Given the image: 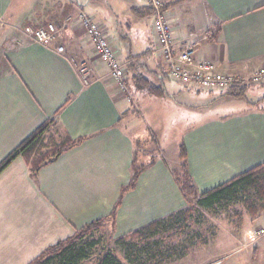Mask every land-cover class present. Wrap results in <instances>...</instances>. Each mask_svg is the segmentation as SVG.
I'll return each mask as SVG.
<instances>
[{"label":"crops","instance_id":"obj_1","mask_svg":"<svg viewBox=\"0 0 264 264\" xmlns=\"http://www.w3.org/2000/svg\"><path fill=\"white\" fill-rule=\"evenodd\" d=\"M162 1L176 40L187 32L208 34L194 51L195 62L208 61L233 75H248L264 66V0ZM80 12L102 26L116 60L126 64L135 108L168 93L171 81L154 56L152 17L144 0H0V28L10 30L0 39V63L5 66L0 75V159L49 119L53 124L48 136L56 141L65 135L83 139L34 175L22 157L0 174V264H28L55 245L57 237L59 241L70 237L86 225L89 190H118L129 177L130 157L138 146L134 149V138L121 122L129 124L131 118L123 117L131 112V103L106 77V66L77 21ZM48 22L63 26L62 35L46 46L33 43L30 32ZM58 46L64 47L63 56L56 53ZM78 65L87 67L86 84ZM140 77L145 80L135 85L132 79ZM254 88L226 93V106L199 122L195 137L192 133L182 137L191 143L185 164L199 192L264 163V90ZM183 92L198 95L195 90ZM110 149H119L113 154L119 161L111 162L114 168L108 171L99 157ZM164 163L167 176L169 166L165 159ZM149 171L130 193L137 196L130 197L133 202L122 203L114 220L105 222L115 237L168 216L170 207L176 211L184 205L169 177L158 182L161 194L152 192L149 185L159 172L163 174V167L152 165ZM100 177H106L104 185ZM56 191L81 192L60 198ZM42 202L47 213L38 218ZM113 206L105 205L92 221L105 218L104 212ZM244 216L237 235L225 231L223 240H214L216 251H224L210 264H264V236L248 243L251 233L264 229V212L255 218ZM40 218L47 222L39 224ZM68 227L69 234H62Z\"/></svg>","mask_w":264,"mask_h":264},{"label":"rangeland","instance_id":"obj_2","mask_svg":"<svg viewBox=\"0 0 264 264\" xmlns=\"http://www.w3.org/2000/svg\"><path fill=\"white\" fill-rule=\"evenodd\" d=\"M2 21L3 20L0 17V22ZM2 29L3 28H0V39L10 33V30H7L5 27L3 30ZM62 33L63 30L59 32L57 40L62 35ZM188 33L189 32H187L186 35L178 41H182L183 39H185ZM155 57L160 61L161 64L163 63L161 58L157 56ZM4 68L5 66L0 63L1 76L5 73ZM162 68L163 70L165 69L163 64ZM125 75L127 76V66L125 67ZM246 87H255V90H259L262 93L264 90V86L246 85ZM128 90L131 96V112L126 114V116L123 117V120L125 121L126 119H131L128 125H126V122H124V124L123 122H121V124L122 127L126 128L130 132V135L134 138V149L135 146H138L136 151H132V155L130 157L131 162L128 172L129 177L124 181L123 186H121L118 190H89V203L91 207H89L90 212L88 213L86 219L87 221H85V223L89 224L93 222L92 218H96L97 216H99L101 212L100 209L105 205L109 203H112V205H114L118 202L119 198L121 199L120 205L122 203L128 205L137 197L133 193L131 195L130 193L132 192V190L127 187L132 178L133 160V167L137 169V173L139 174L138 178L142 175L149 177L150 166L158 164L159 166L163 167V174L161 175V172H159L155 177V180H152L153 183H151V185L149 186L151 189L153 188L152 192L155 189L156 193L161 194L160 184L158 182L160 181L161 177L166 178L167 181V177H169V181L174 182V184L176 185L178 189L177 191L184 201V205H182V207L176 211L174 209L172 211L171 209L175 207H170V214L168 216L174 215L175 213L180 211L185 212L184 216H182L184 221H179L178 223L174 222L173 226H171L170 223L167 222V229L161 230L162 232H160L156 237L150 238L146 243L139 244L140 246L138 247L142 248L149 247L150 243L155 242L157 248L153 247V249H156L155 252L159 251L162 254V257L159 260L154 258L155 255L153 253L151 254V256L154 257H149V253H140L141 260L135 261V263L132 264H210L213 259H219L223 257L224 250L218 249V251H216L214 240H223L225 231H229L237 235L238 228L244 222V215L249 216L247 213V209L243 203V200L246 197L243 196V194H241L239 191L237 192V195H235V198L229 201L227 205H220L207 211L197 207L196 203L192 200H185L179 186L181 180V171L179 169L181 165L185 164V160L183 161L181 159V156L183 155V152L181 151V145H183L185 153L186 147L189 148V150H192L191 143L182 141V137L190 133H192L191 138L195 137L196 134H194L193 132L194 127L197 126L199 122L202 123V121H206L209 118L208 116L210 115V113H215L218 109H220L218 108L219 106H226L224 104L228 101V99H225V95H227L226 93H228L229 91L219 93L218 95L198 92V95L194 97L193 93H191V95H187L190 94V92H183V89L178 84L168 81V93L164 92L163 94H158L157 97L152 96L151 102L146 106L140 104L137 108H135V101L133 102L134 97L130 85H128ZM205 127L209 128L212 127V125H207ZM116 150L119 149L105 150L104 155L99 157L100 165L105 166L108 171L114 168V165L112 163H115L116 160L119 161L118 158L113 155ZM10 153H8L4 158H1L0 163ZM164 159L169 166L167 176L164 174ZM177 164L179 166H177ZM185 168L187 174L191 179L193 187L195 188L196 194L201 195L207 192L198 191L192 176L188 172V167L186 166V164ZM233 178H231L230 180H232ZM104 179H106V177H100V185L105 184ZM230 180L219 183L212 189L224 185L230 182ZM34 188L36 189V187ZM80 192L81 191H56L58 197L60 198H64L65 196L69 198L70 196L77 197ZM164 193L165 190H163V194ZM130 197H132L133 200H129ZM35 199L36 198L32 200L35 201ZM98 203L100 204V208L94 207ZM43 205L44 206L37 208V213L39 215L35 214V216H37L38 218L47 213V207L44 203ZM138 205H140V203ZM137 207L141 208V206H135L133 209H136ZM111 210L112 209H110L108 213L104 212L106 214L104 215L105 218L109 217ZM107 220L109 221V219ZM42 222L46 223L47 219L40 218L38 220L39 224H41ZM83 224L81 226L74 224V228L85 226ZM69 230L70 229L68 227V229H63L61 233L67 235L70 232ZM252 234L254 235V232L250 234V237ZM91 238L97 242V245L91 250L90 257L82 264H96L97 261L106 253L113 254L122 264H128L124 258L123 252L116 245V240L121 237L114 236L112 228L110 227V223L103 225L101 230L99 229V231L95 232ZM259 239L260 238L256 239L253 243H256ZM58 241L59 237L56 238L55 243ZM244 246L247 247L248 244L246 243Z\"/></svg>","mask_w":264,"mask_h":264},{"label":"trees","instance_id":"obj_3","mask_svg":"<svg viewBox=\"0 0 264 264\" xmlns=\"http://www.w3.org/2000/svg\"><path fill=\"white\" fill-rule=\"evenodd\" d=\"M135 85L141 80L133 78ZM127 84L128 80L126 79ZM146 88L151 89L149 83L144 82ZM245 87H233L231 90H243ZM227 92V91H226ZM53 120L49 119L36 128L29 136H27L1 163L0 174L18 157H22L29 167L30 174H36L40 168L51 163L64 152L79 145L83 139L72 140L69 136H64L59 141H56L52 136H48V130ZM183 155L182 160L186 159V153L181 145ZM132 161V178L128 184V188L133 190L138 180L139 174L137 169L133 167ZM185 164L180 166V191L185 200H192L197 207L202 210H211L220 205H227L229 201L235 198L237 192L240 191L246 198L243 203L250 217L255 218L259 213L264 212V163L262 165L251 168L230 180V182L221 185L217 188L209 190L201 195H197L195 188L191 182L189 175L185 170ZM123 190V189H122ZM121 199L114 204L109 217L95 220L81 227L70 237L57 242L55 245L47 248L35 259L28 264H82L90 257L91 250L97 245L91 237L99 229L103 227L109 219L114 220L117 209L119 208ZM185 212H177L174 215L167 216L163 219H158L148 223L147 225L133 231L125 237L118 238L116 245L121 249L124 258L128 264L135 263L141 260L140 253L155 255L154 258L160 259L162 254L153 247H156L155 242L150 243L149 247L139 248V244L146 243L150 238L156 237L161 230L167 229V222L173 226L174 222L184 221L182 216ZM157 248V247H156ZM150 251V252H146ZM153 258V259H154ZM151 261V260H150ZM96 264H122L113 254L106 253Z\"/></svg>","mask_w":264,"mask_h":264},{"label":"built area","instance_id":"obj_4","mask_svg":"<svg viewBox=\"0 0 264 264\" xmlns=\"http://www.w3.org/2000/svg\"><path fill=\"white\" fill-rule=\"evenodd\" d=\"M152 17L151 27L155 37L156 46L154 55L161 58L168 79L178 84L184 90H195L201 93H223L233 87L264 86V67L248 75H233L220 72L213 63L208 61L195 62L194 51L203 41L208 39V34L189 32L182 41L176 40V35L170 23L165 18L162 0H144ZM77 21L86 37L93 46L99 60L106 66V77L114 87L125 95L131 102V96L125 75L126 64L119 63L106 37L102 26L91 17L80 12ZM64 27L56 23H46L30 32V39L39 45H48L57 40ZM58 55H64L63 46L56 49ZM78 73L87 83V67L80 65ZM264 236V229L254 232L248 243Z\"/></svg>","mask_w":264,"mask_h":264}]
</instances>
